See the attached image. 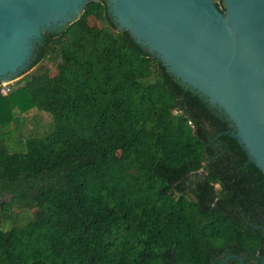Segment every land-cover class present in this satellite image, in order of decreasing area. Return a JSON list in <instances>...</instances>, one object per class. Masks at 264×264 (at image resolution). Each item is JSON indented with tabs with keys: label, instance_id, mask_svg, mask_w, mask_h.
I'll return each instance as SVG.
<instances>
[{
	"label": "trees",
	"instance_id": "1",
	"mask_svg": "<svg viewBox=\"0 0 264 264\" xmlns=\"http://www.w3.org/2000/svg\"><path fill=\"white\" fill-rule=\"evenodd\" d=\"M41 60L57 73L39 69L0 94V264H211L223 247L247 264L264 255L263 174L222 112L109 25L103 0L48 32L31 67ZM33 108L52 115L51 131L20 134L11 148L4 126ZM29 205L37 213L13 223V208Z\"/></svg>",
	"mask_w": 264,
	"mask_h": 264
},
{
	"label": "water",
	"instance_id": "2",
	"mask_svg": "<svg viewBox=\"0 0 264 264\" xmlns=\"http://www.w3.org/2000/svg\"><path fill=\"white\" fill-rule=\"evenodd\" d=\"M90 1L0 0V83L30 68L46 34L78 20ZM221 1L223 11L215 0H103L104 17L222 112L229 135L264 176V0ZM231 257L245 264L238 256L224 264Z\"/></svg>",
	"mask_w": 264,
	"mask_h": 264
},
{
	"label": "rangeland",
	"instance_id": "3",
	"mask_svg": "<svg viewBox=\"0 0 264 264\" xmlns=\"http://www.w3.org/2000/svg\"><path fill=\"white\" fill-rule=\"evenodd\" d=\"M88 22L91 25L99 26L100 21L95 17H89ZM58 43V41L56 42ZM41 70V73L48 74L53 76L57 73L56 63L48 60H41L39 63L31 67L30 69L25 70L21 73L17 78L13 80V82L9 85L10 90H14L15 88L21 86L25 83V79L27 76L36 72L37 70ZM31 83L30 85H32ZM19 119L21 123L16 125L6 124L4 126V130L9 132H14V134L10 137L6 138L8 144L13 148L14 146L17 148L20 146L19 144V135L21 134L22 139H26L30 136H43L51 131L53 127V118L52 115L48 112L38 110L37 108L31 109L29 112L20 114ZM16 142V144H15ZM202 170L198 171L199 173ZM206 176V175H205ZM215 188H218L217 184H215ZM9 195L5 197L8 199ZM29 205L26 209L13 208V223L20 224L29 220L35 213H37L36 208H30Z\"/></svg>",
	"mask_w": 264,
	"mask_h": 264
},
{
	"label": "flooded vegetation",
	"instance_id": "4",
	"mask_svg": "<svg viewBox=\"0 0 264 264\" xmlns=\"http://www.w3.org/2000/svg\"><path fill=\"white\" fill-rule=\"evenodd\" d=\"M198 174H194L193 176L192 175H188V179H187V184L188 185H193L194 186V183L200 179H203V178H199L198 177ZM257 226H260V225H257ZM262 229L264 230V225L261 226ZM244 256H240L238 255L237 253H235L233 251V249L231 248H227V247H223L221 251H218V252H214L213 253V262L211 264H224V259L227 257V256H238L240 258H242L243 260L246 258V255L243 254ZM262 257V255H259V254H256L255 257L253 259H251L249 261L248 264H259V260H260V257ZM264 256V255H263ZM245 262V261H244ZM227 264H239L237 258L235 257H231L227 260ZM245 264H247L245 262Z\"/></svg>",
	"mask_w": 264,
	"mask_h": 264
},
{
	"label": "built area",
	"instance_id": "5",
	"mask_svg": "<svg viewBox=\"0 0 264 264\" xmlns=\"http://www.w3.org/2000/svg\"><path fill=\"white\" fill-rule=\"evenodd\" d=\"M13 81H10V82H1L0 83V94L2 95H6L8 94L11 90H10V84L12 83Z\"/></svg>",
	"mask_w": 264,
	"mask_h": 264
}]
</instances>
